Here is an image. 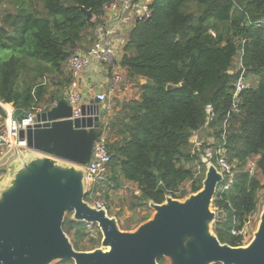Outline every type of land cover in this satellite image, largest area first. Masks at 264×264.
<instances>
[{
  "label": "trees",
  "instance_id": "16d2710c",
  "mask_svg": "<svg viewBox=\"0 0 264 264\" xmlns=\"http://www.w3.org/2000/svg\"><path fill=\"white\" fill-rule=\"evenodd\" d=\"M113 2L0 0V120L7 118L1 104L36 114L66 100L71 79L65 65L88 37L87 50L94 44ZM82 7L92 12V21ZM150 8L151 18L136 23L121 59L140 99L116 101L114 115L99 130L108 137L112 157L106 183L119 189L122 180L137 185L138 205L148 211L149 201L178 199L188 183L189 194L198 193L204 178L196 177L197 168L206 166L202 151L193 153L192 138L204 128L205 109L212 104L217 111L213 147L223 143L226 132L224 155L234 177L233 185L226 191L223 185L215 197L213 207L227 216L216 221L214 232L222 244L243 246V237L232 232L242 231L257 213L264 189L247 169L256 159L264 176V0H153ZM240 51L251 87L241 94L239 112L228 118L240 77L230 71ZM55 75L63 78L52 80L56 89L49 93L48 80ZM168 86L177 88L168 91ZM149 219L146 215L138 222ZM64 231L73 236L76 249L90 248L84 243L90 237L84 223L66 218ZM89 244L100 242L91 238Z\"/></svg>",
  "mask_w": 264,
  "mask_h": 264
},
{
  "label": "water",
  "instance_id": "95a60500",
  "mask_svg": "<svg viewBox=\"0 0 264 264\" xmlns=\"http://www.w3.org/2000/svg\"><path fill=\"white\" fill-rule=\"evenodd\" d=\"M81 11L93 20L91 11ZM105 114L98 98L83 105L79 116L62 101L20 131L28 149L0 176V264H159L160 259L166 264H264V208L247 246L222 244L214 232L216 221L227 216L213 210L224 175L205 157L202 189L183 201L172 196L162 204L149 201L154 215L135 231H123L108 211L86 201L85 167ZM31 116L23 110L12 113L19 123ZM70 213L74 222L98 227L102 248L75 250L64 231Z\"/></svg>",
  "mask_w": 264,
  "mask_h": 264
},
{
  "label": "built area",
  "instance_id": "2783aa9c",
  "mask_svg": "<svg viewBox=\"0 0 264 264\" xmlns=\"http://www.w3.org/2000/svg\"><path fill=\"white\" fill-rule=\"evenodd\" d=\"M118 2L124 3L123 0H114V2L107 8V10L115 11L117 8ZM152 1H147L140 5L139 8L133 6L134 11H138L139 16H137V22L148 20L152 16L151 4ZM129 3H126V6ZM116 48L114 46V41L110 33L104 34L102 37H99L95 40L94 44L91 46L87 53L77 50L67 61L65 68L70 75V85L67 90L66 100L68 104L73 108V111L76 115L81 114V106L84 104V97L87 93L84 91L83 82L85 72L91 67L93 62H97L103 66L114 67L116 63ZM240 72V77L238 82L235 85V92L232 99V106L228 118L232 113L239 112V106L241 105V94L244 90L251 87V82L248 80L247 71L243 65V51H240V57L238 64L230 71L231 75H236ZM119 82L117 78L116 83ZM111 94H115V90H111ZM85 95V96H84ZM95 98H98L101 104L108 103L110 101V96L104 92H99ZM7 113L6 122L4 125L0 126V172L3 175V170H8L11 163L15 158L18 157L19 152H25L28 149L26 140L21 139L20 131L26 130L27 127L32 125L33 119L36 117V114H31L32 116L28 120H24L22 123H19L12 117L14 109L8 111L6 107L1 104ZM57 103L53 105L56 107ZM52 107V108H53ZM51 108V109H52ZM50 109V110H51ZM40 111L39 113H41ZM206 123L203 129L212 131V139L209 140V146L204 145L197 141L193 149L195 154L197 151H202V157L207 158L209 161L214 163L218 169L224 175V185L223 190H228L234 183V177L232 172V166L228 163L224 155V147L227 141L226 132L221 135V140L223 143L217 148H214L213 145L216 143L215 134H214V123L217 119V111L212 104L206 106ZM227 120L225 122V126ZM206 146V147H205ZM204 147V148H203ZM112 161V157L108 151V137L105 134H100L96 140L91 156L90 163L86 169V181L88 186L96 185L105 180L109 170V165ZM256 167V165H254ZM252 167V170L255 171V168ZM199 177L202 176L201 172L197 173ZM196 175V177H198ZM90 192V191H89ZM93 207L99 210L108 211V203L106 200H95L92 204ZM94 225L87 224L88 230ZM232 234L236 237H244V232L233 230Z\"/></svg>",
  "mask_w": 264,
  "mask_h": 264
},
{
  "label": "rangeland",
  "instance_id": "374dc122",
  "mask_svg": "<svg viewBox=\"0 0 264 264\" xmlns=\"http://www.w3.org/2000/svg\"><path fill=\"white\" fill-rule=\"evenodd\" d=\"M89 39H90V37H88L86 39V41H84V43H83L84 48L82 50H84V51H85V49L87 50V47L90 44ZM239 57H240V53H238L237 57L234 59L233 66H236L238 64ZM65 73H66V76L69 77V74L67 73V71H65ZM62 78H63L62 75L60 77H59V75H55V76L50 77V79L48 80L49 81V83H48L49 91H50L49 93H51L52 91H54L56 89V86H55L56 81H52V80L57 79V81H58V79L62 80ZM251 79L252 78L248 77L249 82H251ZM257 81L258 80L255 79L254 85L257 84ZM48 97H49V94H48V96H46V98H48ZM123 98H125V102L130 100L129 95L127 97L124 95ZM114 106H113V108H114ZM109 115L110 116H108L104 119V122L106 124L109 123L110 118L114 115L113 111H111V113ZM102 124H103V122H102ZM202 133L203 134L198 138V141L201 143H204V145L211 143L208 141H209L210 136H213V134H212L213 132L208 131V130H202ZM192 145H193L192 149H194L195 144H192ZM255 162H256V159L249 161L247 169L249 170V172L251 173L252 176L257 177V179L261 182V184L264 187V176L262 174H260V172L257 170V167H254ZM252 167L255 168V171L252 170ZM199 171L202 174L201 178H204V175L206 173V167L204 170V168L199 166L197 168V173ZM96 186H97L96 193L93 194L92 197H90L88 199V202L90 204H92L95 200H106L108 203L109 216L115 217L117 219L118 224L123 231H131V232L135 231L137 229V227H139V225L142 224V223L139 224V222H138L139 220L142 219V217H144L146 215H149L150 219L153 217L154 211L152 209H150V211H148L147 209H143V208L139 207L137 197L140 196V191H139V188L137 185L122 180L121 188L119 189L114 184L109 185L108 183H106V178H105L104 181H102L96 185L88 186V192L92 191ZM222 186L223 185L219 186V190H221ZM189 189H190V183L186 184L183 188H181L180 192L178 194V197H179L178 200L183 201L184 198L187 196L186 193L188 192V194H189ZM106 194L108 195V198L106 197ZM259 200H260L259 209H258L257 213L254 214L253 216L249 217L248 221L246 222V224L244 226V229H243V232H244L243 246H247L248 244H250V242L254 238L255 232L258 229L261 214H262V211L264 208V189L261 190V192L259 193ZM213 210L218 212L216 208H213ZM72 216H73V214L70 213L67 216V218L71 219ZM85 226L87 228V224H85ZM94 226H96V225H94ZM87 230H88V228H87ZM88 232L90 234V237H88L89 239H91V238L95 239V241H97V242L101 241V237H100L99 231L97 229H94L93 227H91L88 230ZM102 238H103V236H102ZM70 239L73 243L74 242L73 236H71ZM89 239H86L84 243L86 245H88L90 247V249L97 250V249L102 248V241H101L100 245L90 246ZM164 264H166V263L164 262Z\"/></svg>",
  "mask_w": 264,
  "mask_h": 264
},
{
  "label": "crops",
  "instance_id": "0c3cea01",
  "mask_svg": "<svg viewBox=\"0 0 264 264\" xmlns=\"http://www.w3.org/2000/svg\"><path fill=\"white\" fill-rule=\"evenodd\" d=\"M123 1L124 3L118 2L115 11H106V14L104 16V26L97 30V38L102 37L106 33L111 34V37L114 41V46L117 51L115 66H103L97 62H93L91 64V67L85 72L83 82L84 91L88 92L86 97H84L85 101L83 105H89L90 101L95 99L96 95L99 92H104L108 96H110V101L108 103L102 104V108L105 109L106 112L107 110H110L109 113H111L113 106L116 105V101L125 102V98H123L124 95L126 97L129 95L130 100H138L141 96L140 90L137 88V86L127 81V72L121 65V59L125 54L124 48L129 41L130 34L136 25V21L138 18L137 16H139L138 11L133 10V6L135 5V7L139 8L143 3L152 0ZM126 3H129V5L126 6ZM80 51L87 53L89 50L84 51L81 49ZM117 78H119V82L116 83ZM144 82L146 83L145 80L141 81L142 84ZM112 89L115 90V94L110 93ZM65 102H67V100H65ZM4 107H7V105H5ZM104 119L105 116L102 118V122H104ZM5 122L6 120H0V126L4 125ZM202 130L194 135V137L192 138V144H195L197 138H199L203 134ZM210 139H212L211 136L209 140Z\"/></svg>",
  "mask_w": 264,
  "mask_h": 264
},
{
  "label": "flooded vegetation",
  "instance_id": "af4514ba",
  "mask_svg": "<svg viewBox=\"0 0 264 264\" xmlns=\"http://www.w3.org/2000/svg\"><path fill=\"white\" fill-rule=\"evenodd\" d=\"M99 235H100V237H101V241H102V235H101V232H100V231H99ZM93 240H95V239H93ZM101 241H100V243H101ZM73 245H74V243H73ZM99 245H100V244H99ZM74 248H75V250L78 251V252H93V251H94V249H90V248H89V249L87 248V249H85V250H84V249H78V248L76 249L75 245H74ZM67 264H77V263H76L75 260H69V261H67Z\"/></svg>",
  "mask_w": 264,
  "mask_h": 264
},
{
  "label": "bare ground",
  "instance_id": "6f19581e",
  "mask_svg": "<svg viewBox=\"0 0 264 264\" xmlns=\"http://www.w3.org/2000/svg\"><path fill=\"white\" fill-rule=\"evenodd\" d=\"M8 109V111H11V109L9 107H6Z\"/></svg>",
  "mask_w": 264,
  "mask_h": 264
}]
</instances>
